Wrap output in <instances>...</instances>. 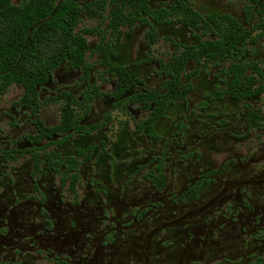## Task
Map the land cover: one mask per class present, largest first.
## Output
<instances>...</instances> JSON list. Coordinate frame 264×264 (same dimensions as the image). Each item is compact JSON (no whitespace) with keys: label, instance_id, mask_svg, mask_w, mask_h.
I'll return each instance as SVG.
<instances>
[{"label":"flooded vegetation","instance_id":"1","mask_svg":"<svg viewBox=\"0 0 264 264\" xmlns=\"http://www.w3.org/2000/svg\"><path fill=\"white\" fill-rule=\"evenodd\" d=\"M96 1L0 94V264H264V0Z\"/></svg>","mask_w":264,"mask_h":264},{"label":"trees","instance_id":"2","mask_svg":"<svg viewBox=\"0 0 264 264\" xmlns=\"http://www.w3.org/2000/svg\"><path fill=\"white\" fill-rule=\"evenodd\" d=\"M99 3L87 2L79 10L74 3L55 8L49 0L44 10L42 0H29L23 7L5 0L0 9V94L12 85L32 93L37 79L49 72L59 57H70L81 65L87 52L84 34L89 31L76 33L78 12Z\"/></svg>","mask_w":264,"mask_h":264},{"label":"rangeland","instance_id":"3","mask_svg":"<svg viewBox=\"0 0 264 264\" xmlns=\"http://www.w3.org/2000/svg\"><path fill=\"white\" fill-rule=\"evenodd\" d=\"M10 94H11V92H10V93L8 92V93H7V96H10Z\"/></svg>","mask_w":264,"mask_h":264}]
</instances>
